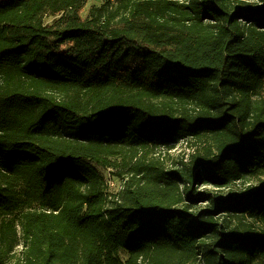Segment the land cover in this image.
Here are the masks:
<instances>
[{
  "label": "trees",
  "instance_id": "1",
  "mask_svg": "<svg viewBox=\"0 0 264 264\" xmlns=\"http://www.w3.org/2000/svg\"><path fill=\"white\" fill-rule=\"evenodd\" d=\"M88 1L0 0V264H264V0Z\"/></svg>",
  "mask_w": 264,
  "mask_h": 264
},
{
  "label": "rangeland",
  "instance_id": "2",
  "mask_svg": "<svg viewBox=\"0 0 264 264\" xmlns=\"http://www.w3.org/2000/svg\"><path fill=\"white\" fill-rule=\"evenodd\" d=\"M105 0H89L86 4V6L83 9L82 15L84 17L88 16V13L90 11V8L93 6H100ZM195 151V146L192 144V142H188L186 140H176L175 142L171 144H165L157 147L154 151L149 150L146 152L147 160L149 159H156L158 158L164 166L167 169H174L180 167L182 164H185L188 162L190 155ZM140 156V154L138 155ZM137 159V158H136ZM134 159L133 161H135ZM119 162V161H118ZM125 169H120L118 167L110 168L106 175L107 177H110L111 185L108 186V192L109 194L114 196L115 194L120 191V189L123 186V179L117 175V173L125 172ZM264 182V177L261 178H251L246 179L244 181L236 182L235 184L230 185L229 187L222 188V189H212L210 192H216L220 196L226 197L229 193H240L248 186H254V185H260ZM199 191H203L204 187L202 185L199 186ZM207 189H211L210 187H207ZM201 207L208 205V202H201ZM234 223V221H232ZM21 245L17 247V251H20ZM125 254L121 253V257L125 258Z\"/></svg>",
  "mask_w": 264,
  "mask_h": 264
},
{
  "label": "built area",
  "instance_id": "3",
  "mask_svg": "<svg viewBox=\"0 0 264 264\" xmlns=\"http://www.w3.org/2000/svg\"><path fill=\"white\" fill-rule=\"evenodd\" d=\"M107 178H108V181H107L108 185L107 186H109V185H111L110 177H107Z\"/></svg>",
  "mask_w": 264,
  "mask_h": 264
}]
</instances>
